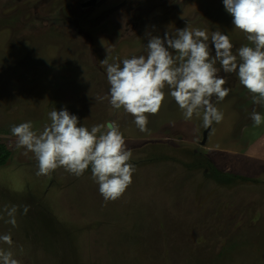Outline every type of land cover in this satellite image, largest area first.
I'll use <instances>...</instances> for the list:
<instances>
[{
	"label": "rangeland",
	"instance_id": "obj_1",
	"mask_svg": "<svg viewBox=\"0 0 264 264\" xmlns=\"http://www.w3.org/2000/svg\"><path fill=\"white\" fill-rule=\"evenodd\" d=\"M83 1L92 0H0V145L10 153L0 209L17 207L15 226L0 219L13 239L0 248L20 264H264V125L250 119L264 107L238 79L211 128L203 113L186 121L167 89L159 112L146 114L149 132L105 98L101 61L146 55V26L219 30L248 44L222 0ZM61 107L89 129L119 125L135 172L118 199L104 200L90 169L37 175L34 154L16 147L12 126L42 131Z\"/></svg>",
	"mask_w": 264,
	"mask_h": 264
},
{
	"label": "clouds",
	"instance_id": "obj_2",
	"mask_svg": "<svg viewBox=\"0 0 264 264\" xmlns=\"http://www.w3.org/2000/svg\"><path fill=\"white\" fill-rule=\"evenodd\" d=\"M233 28L245 34L248 44L236 47L227 34L200 28L184 27L175 34L160 35L156 26H146V55L131 56L109 62L105 98L113 109H123L133 118L140 132H149L148 115L157 114L167 94L173 98L186 121L202 116V126L211 128L224 119L217 107L233 89L229 79L235 77L251 95V103L264 107V0H222ZM157 34L153 35L152 33ZM51 121L42 131L32 121L14 125L10 131L17 138L16 147L31 152L38 162L37 175H50L63 167L80 177L91 171L99 193L105 201L116 200L132 183L135 166L131 151L115 122L85 127L78 116L66 107L53 108ZM253 127L264 125V112L250 113ZM24 207V213L28 212ZM17 207L0 209L16 225ZM0 242L11 246V234H0ZM0 264H20L11 251L0 248Z\"/></svg>",
	"mask_w": 264,
	"mask_h": 264
},
{
	"label": "trees",
	"instance_id": "obj_3",
	"mask_svg": "<svg viewBox=\"0 0 264 264\" xmlns=\"http://www.w3.org/2000/svg\"><path fill=\"white\" fill-rule=\"evenodd\" d=\"M9 157L10 153L4 148V146L0 145V168L6 165Z\"/></svg>",
	"mask_w": 264,
	"mask_h": 264
},
{
	"label": "flooded vegetation",
	"instance_id": "obj_4",
	"mask_svg": "<svg viewBox=\"0 0 264 264\" xmlns=\"http://www.w3.org/2000/svg\"><path fill=\"white\" fill-rule=\"evenodd\" d=\"M96 1L97 0H92V1H83L80 6H81V9H86V8H91L93 7L95 4H96Z\"/></svg>",
	"mask_w": 264,
	"mask_h": 264
}]
</instances>
